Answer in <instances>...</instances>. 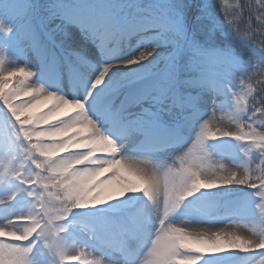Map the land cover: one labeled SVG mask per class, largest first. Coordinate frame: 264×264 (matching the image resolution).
I'll use <instances>...</instances> for the list:
<instances>
[{
	"label": "snow or ice",
	"instance_id": "snow-or-ice-1",
	"mask_svg": "<svg viewBox=\"0 0 264 264\" xmlns=\"http://www.w3.org/2000/svg\"><path fill=\"white\" fill-rule=\"evenodd\" d=\"M0 50V264H264V0H0Z\"/></svg>",
	"mask_w": 264,
	"mask_h": 264
},
{
	"label": "rangeland",
	"instance_id": "rangeland-1",
	"mask_svg": "<svg viewBox=\"0 0 264 264\" xmlns=\"http://www.w3.org/2000/svg\"><path fill=\"white\" fill-rule=\"evenodd\" d=\"M61 23L60 20H55L53 21L50 25H49V29L54 28L56 24ZM69 32L71 33V39L74 43V46H83L89 49L90 53H94L96 57H99V53L96 51L95 47L91 44H89L84 37L80 34L79 29L75 28V27H69ZM14 55H16L15 52L13 51H9V53H7L4 50H0V59H2L5 63V66L8 67L9 66V61H14L15 57H13ZM12 67H17L18 65L16 64H12ZM24 83H29L30 82V78L25 79L24 74L23 73H19L17 72L16 76L12 77L10 80V83L12 81L15 82V84L17 86H21L20 85V81H22ZM11 87V86H10ZM65 92H70V89L65 88ZM17 101L19 100H26L27 97L23 95V93H21V95L19 97L16 98ZM54 101H46L45 105L46 106H50L51 103H53ZM211 105V97H207L206 98V104L204 105L205 108L210 107ZM46 106H40V110H46ZM63 118V117H61ZM230 126V121L227 119V117L225 116L224 119L222 120H217L214 122V127H220V128H228ZM69 151H76V149H69ZM179 151L174 150L171 154L175 155L176 152ZM225 151H229L232 152L234 151V149H232L230 146L226 145L225 146ZM58 155H64L63 153H59ZM99 155V153H98ZM226 164V167L228 170H237L232 168L230 162H224ZM142 167H144L147 171L151 172L152 168L150 164H144L142 165ZM124 175H128L127 173H122ZM201 228H207L209 227L208 225H201ZM213 230H222V231H235L237 232V234L241 235V236H249L251 235V226L248 225H239V226H232V225H225L222 223H217L216 225L212 226ZM207 254V253H206ZM89 259H92V256L88 257Z\"/></svg>",
	"mask_w": 264,
	"mask_h": 264
},
{
	"label": "trees",
	"instance_id": "trees-1",
	"mask_svg": "<svg viewBox=\"0 0 264 264\" xmlns=\"http://www.w3.org/2000/svg\"><path fill=\"white\" fill-rule=\"evenodd\" d=\"M244 2H246V0H227V5L229 6V7H232V6H235V5H237V4H239V3H244ZM251 3H253V4H256V0H251ZM257 7H258V5H257ZM216 15L217 16H220V13H219V11H218V9H217V11H216ZM238 24L241 26V27H243L244 26V24L243 23H241L240 21H238ZM257 25L255 24V21H253V27H256ZM220 42H223V43H230V41L228 40V39H226L225 37H218V40H217V43H220ZM260 79H264V76H261V77H259ZM251 83H253V85L255 84V81H252ZM12 84H15V82L14 81H12L10 84H9V87L12 85ZM6 91H7V89H5Z\"/></svg>",
	"mask_w": 264,
	"mask_h": 264
}]
</instances>
